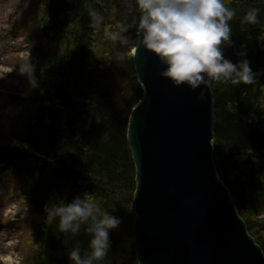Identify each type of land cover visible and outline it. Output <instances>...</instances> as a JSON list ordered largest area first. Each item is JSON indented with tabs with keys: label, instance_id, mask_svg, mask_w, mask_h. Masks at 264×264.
Wrapping results in <instances>:
<instances>
[{
	"label": "trees",
	"instance_id": "1",
	"mask_svg": "<svg viewBox=\"0 0 264 264\" xmlns=\"http://www.w3.org/2000/svg\"><path fill=\"white\" fill-rule=\"evenodd\" d=\"M38 2L31 45L37 54L31 70L35 88L14 96L24 122L18 140L26 148L0 146V171L17 176V196L34 219L33 250L24 264H71L68 254L77 242L82 255L89 252L87 225L70 237L58 230V220L47 222L44 212L49 203L71 202L84 193L122 220L110 232L111 248L100 264H136L128 211L135 168L126 140L129 117L142 96L129 54L137 39L136 0ZM224 2L236 13L225 58L239 63L238 53L244 52L257 75L251 84L211 83L214 162L264 252V220L257 219L264 215V0ZM252 8L259 9L258 22L241 23ZM120 25L127 28L121 33L127 42L111 39ZM37 38L45 46L37 47ZM117 78L124 82L123 93Z\"/></svg>",
	"mask_w": 264,
	"mask_h": 264
},
{
	"label": "water",
	"instance_id": "2",
	"mask_svg": "<svg viewBox=\"0 0 264 264\" xmlns=\"http://www.w3.org/2000/svg\"><path fill=\"white\" fill-rule=\"evenodd\" d=\"M131 55L142 89L126 131L135 168L129 216L137 264H264L215 167L211 83L195 91L174 86L138 36Z\"/></svg>",
	"mask_w": 264,
	"mask_h": 264
},
{
	"label": "clouds",
	"instance_id": "3",
	"mask_svg": "<svg viewBox=\"0 0 264 264\" xmlns=\"http://www.w3.org/2000/svg\"><path fill=\"white\" fill-rule=\"evenodd\" d=\"M136 5L139 42L158 58L164 66L160 76L174 86L187 85L195 91L212 82L251 84L256 80L257 74L244 59V52L238 53L239 63L225 58V47L232 46L229 22L236 13L224 0H136ZM258 12L259 9H249L241 23H257ZM90 15L99 22L95 11ZM118 27L120 31L111 33V39L127 42V37L121 35L127 28ZM199 95L203 98V91ZM44 212L47 222L58 220V230L70 237L78 235L82 226L87 225L86 231L91 236L89 252L82 255L77 242L68 254L71 264H100L111 248L110 232L122 223L87 193L71 202L49 203Z\"/></svg>",
	"mask_w": 264,
	"mask_h": 264
},
{
	"label": "rangeland",
	"instance_id": "4",
	"mask_svg": "<svg viewBox=\"0 0 264 264\" xmlns=\"http://www.w3.org/2000/svg\"><path fill=\"white\" fill-rule=\"evenodd\" d=\"M38 1L34 8L33 0H0V146L26 148L18 140L24 122L14 96L35 88L31 70L37 54L31 45L40 18ZM10 31L13 34L9 35ZM15 31H18L16 35ZM42 46L44 41L37 38V47ZM116 83L123 93V88L126 90L123 80L117 78ZM17 194V176L8 170L0 171V264H24L33 250L30 221L34 219ZM24 215L29 218L25 220ZM257 219L264 220V215Z\"/></svg>",
	"mask_w": 264,
	"mask_h": 264
},
{
	"label": "bare ground",
	"instance_id": "5",
	"mask_svg": "<svg viewBox=\"0 0 264 264\" xmlns=\"http://www.w3.org/2000/svg\"><path fill=\"white\" fill-rule=\"evenodd\" d=\"M133 49H134V48H133ZM133 49H132V52H133ZM218 176H219V175H218ZM188 183H189V182H188ZM184 184H185V187H186L187 182H185ZM178 208H179V207H178Z\"/></svg>",
	"mask_w": 264,
	"mask_h": 264
}]
</instances>
